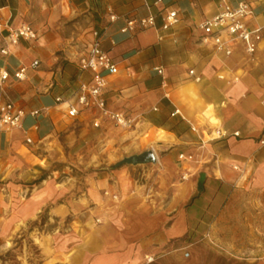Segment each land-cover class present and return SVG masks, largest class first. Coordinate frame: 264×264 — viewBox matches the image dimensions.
<instances>
[{"label": "crops", "instance_id": "crops-1", "mask_svg": "<svg viewBox=\"0 0 264 264\" xmlns=\"http://www.w3.org/2000/svg\"><path fill=\"white\" fill-rule=\"evenodd\" d=\"M155 1L0 0V73L9 74L0 81V101L27 114L20 129L0 132V181L35 177L31 157L22 149L37 157V143L49 141L59 129L70 130L64 101L74 102L79 84L91 78L90 72L78 70L77 61L93 30L118 63V73L107 78L103 92L107 108L140 118L141 125L158 130V146L171 148L157 157L151 183L138 182L128 169L93 180L80 205L87 204L99 223L85 230L81 225L91 222L78 219L58 233H31L38 264H245L236 242L264 241V146L259 145L264 138V40L253 55L243 43L231 42L227 56L200 43L198 26L220 12V0ZM227 2L249 5L248 28L264 26V0ZM108 7L117 16L113 22ZM167 8L177 10L180 19L161 41L152 27L121 32L126 19L148 14L159 25ZM23 23L37 38L10 44V31ZM34 60L36 68L31 67ZM20 68H25L23 80L13 77ZM58 97L63 102L56 103ZM35 109L45 113L28 115ZM96 115L86 112L75 125L94 130ZM105 124L102 120L99 128ZM217 130L226 135L218 138ZM180 154L191 159L177 162ZM183 173L188 179L178 182ZM0 189L12 194L8 203L0 202L2 249L25 224L36 221L43 205L50 207L49 221L61 222L69 212L67 199L51 203L52 187L31 189L24 198L14 183L0 184ZM184 237L194 241L188 249L180 243ZM253 256L264 264V250L255 249ZM146 257L153 260L146 262Z\"/></svg>", "mask_w": 264, "mask_h": 264}, {"label": "rangeland", "instance_id": "rangeland-1", "mask_svg": "<svg viewBox=\"0 0 264 264\" xmlns=\"http://www.w3.org/2000/svg\"><path fill=\"white\" fill-rule=\"evenodd\" d=\"M133 125L129 129L118 128L110 122L104 125V129L99 126L94 130H81L75 125L76 118H71L72 126L70 130L59 129L53 136L49 137V141L39 142L34 148L37 157L30 155L26 149H22V153L31 157V166L35 172L31 175L35 177H6L0 181V184L14 183L21 188V195L26 197L31 189L46 187L52 189L54 197L52 204L55 205L61 200H68L69 212L63 221H49V205H43L37 214L36 221L25 224L19 234L15 236L6 245V249H2L0 244V264H38L39 252L38 246L34 244L29 235L33 232L46 233L72 228L73 221L80 219L82 222H91L88 225H81L85 230L94 223H99L95 214L88 205L81 207L80 201L86 203V196L93 180L102 176H107L120 169H128L132 176L142 183L152 182L156 176L153 166L157 164V157L168 153L170 147L158 146V141H154L157 137L158 130L147 128L140 123V118H135ZM27 126V124H25ZM75 126V127H74ZM143 126V127H142ZM173 127V125H172ZM148 137L151 139L148 140ZM53 141V142H52ZM31 147L33 144L27 143ZM151 150L155 157V163L128 165L123 164L118 167L115 164L122 158L133 155L132 152H144ZM139 154V153H134ZM177 162H184L178 159ZM130 173V174H131ZM185 175V178L182 176ZM188 179L186 173L180 174L177 178L178 182ZM205 178H199L204 184ZM62 192V193H61ZM8 195L12 194L0 189V202L8 203ZM108 198L116 200L115 194L110 195L104 192ZM198 197V196H197ZM193 197L191 200H194ZM93 221V222H92ZM76 226V225H75ZM264 236V233H260ZM180 243L188 246L194 241L188 237L181 239ZM238 243L239 260L245 264H257L259 256H253L255 249L264 250V241L236 242Z\"/></svg>", "mask_w": 264, "mask_h": 264}, {"label": "built area", "instance_id": "built-area-1", "mask_svg": "<svg viewBox=\"0 0 264 264\" xmlns=\"http://www.w3.org/2000/svg\"><path fill=\"white\" fill-rule=\"evenodd\" d=\"M221 1V10L219 13L199 24V29L202 32L200 43L211 44L217 50L223 51L225 55H230L229 43L238 41L243 43L245 52L248 55H253L258 49L259 44L264 40V26L248 28L244 19L251 14L249 5L245 2L237 4H229L227 0ZM162 0H156L154 4L161 3ZM109 22L117 19L110 7L107 8ZM179 14L177 10L167 8L163 12L161 23L156 24V19L153 14H148L141 18H130L125 20V26L121 32L125 33L132 31L135 26L140 29L155 28L157 39H163V33L174 27L179 22ZM37 38L36 31L26 23H23L12 29L9 35V42L12 45L18 43L20 39L35 40ZM92 41L88 45L86 51L79 57L77 67L79 71H87L91 73V78L87 82L79 84L76 98L74 102L64 101L67 104L66 116L69 118H77L86 112H95L97 115L94 118L93 126L97 127L101 120H107L113 126L123 129H129L133 125V118L127 117L119 111H112L107 108L103 96L104 89L107 86V78L118 73V63L104 50L101 46V40L96 30L92 31ZM3 54H7L6 49H2ZM39 65L37 60L31 63L32 68ZM157 73L161 74V69H156ZM25 68H20L14 72L13 77L17 80H23ZM192 73V71H190ZM9 77L8 72L0 73V81H5ZM56 103L63 102L61 98H56ZM44 110H31L28 115L38 117L44 114ZM27 114L20 108L14 107L11 102L0 101V132H7L12 129H20L22 127L23 118ZM193 130H195L192 127ZM217 137H223L225 132L217 130ZM233 136H238V132H234ZM26 143H31V138H26ZM259 145L264 146V138L259 140ZM181 161H188L191 156L178 155ZM237 169L236 166H233ZM185 178V175L182 176ZM152 257H146V262H151Z\"/></svg>", "mask_w": 264, "mask_h": 264}, {"label": "water", "instance_id": "water-1", "mask_svg": "<svg viewBox=\"0 0 264 264\" xmlns=\"http://www.w3.org/2000/svg\"><path fill=\"white\" fill-rule=\"evenodd\" d=\"M156 157L151 150H146L139 154H133L127 157L122 158L118 161L115 166L118 167L123 164L128 165H137V164H148V163H155Z\"/></svg>", "mask_w": 264, "mask_h": 264}]
</instances>
